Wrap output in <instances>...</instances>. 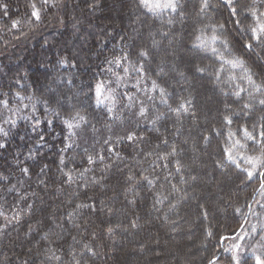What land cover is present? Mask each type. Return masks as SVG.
Returning a JSON list of instances; mask_svg holds the SVG:
<instances>
[{
    "label": "trees",
    "instance_id": "1",
    "mask_svg": "<svg viewBox=\"0 0 264 264\" xmlns=\"http://www.w3.org/2000/svg\"><path fill=\"white\" fill-rule=\"evenodd\" d=\"M252 3L178 0L175 11L153 13L140 0H0V264L264 256V190L224 152L240 140L245 155L260 154L240 131L264 125V92L245 78L264 85V40L248 31ZM197 37L203 48L193 46ZM235 58L244 68L226 62ZM98 82L114 103L97 105ZM184 101L187 110L175 111ZM77 114L86 122L69 129ZM173 147L176 156L158 159ZM144 175L158 179L150 185Z\"/></svg>",
    "mask_w": 264,
    "mask_h": 264
},
{
    "label": "snow or ice",
    "instance_id": "2",
    "mask_svg": "<svg viewBox=\"0 0 264 264\" xmlns=\"http://www.w3.org/2000/svg\"><path fill=\"white\" fill-rule=\"evenodd\" d=\"M42 2L44 4H48L49 0H42ZM226 2L228 5H233L234 0H226ZM140 3L144 8L148 9V11L153 12V13L162 12L164 10L175 11L177 9V6H178V0H140ZM257 4H259L260 7H257L256 6ZM0 6L4 7L5 9L7 7L6 5H0ZM31 7L33 9L31 15L36 20H40V10L37 8L36 4L32 3ZM207 7H208L207 0H204L203 8H207ZM203 8L201 9L202 11H203ZM262 8H264V0H253L252 6L247 9L248 13L250 14V17L254 21V26H249L248 31L251 33L252 38L258 44L262 40H264V11L261 10ZM230 11H231L232 16L237 15L236 7L232 6ZM234 23L239 25L240 21L236 20V21H234ZM13 27H16V22L13 23ZM221 27H223V25H221ZM211 39L213 41H216L219 39V37L213 36ZM197 41H198V43H194V45H193L194 47L203 48L206 44V41L202 40L200 37H197ZM245 46L249 49L252 48L251 43H248ZM212 51L216 52L217 50L215 48H212ZM140 55L141 56H147L148 53L141 51ZM123 60L126 61L127 57L126 56L123 57ZM221 60H223V57H221ZM226 62L234 68L235 67L244 68V61L239 59V58L228 60ZM109 63H115L117 66H119L122 63V60H121V58H115L113 61H109ZM134 70L139 73V72L143 71V67L140 66L139 68H136ZM197 70L200 72L205 71L204 68H198ZM124 71L127 74L128 70L124 69ZM221 71H222V69H221ZM245 71L247 72L248 70H245ZM116 78H117V81H120V80H123L124 77L117 75ZM245 78L248 80V83L255 88V90L257 92H264V85H257L255 83V81L251 78V75H246ZM105 91H108V89L103 84V82H98L95 86V97H96V103L98 106L100 104H103L107 100H112L113 103L115 102V98L111 94H109L108 96L104 95ZM152 91H154V92L159 91L161 93H164L165 90L163 88H159V86L156 85V82L153 81ZM244 91H245V89L240 88L239 91H237L235 93V95L239 96ZM249 95H251V94H249ZM21 99H23V97H21ZM129 100L131 101L132 97H129ZM164 102H166V100ZM258 102L261 105H264V99H261ZM188 103H190V101L181 102L179 104V106L175 109V111H177V112H179L181 110L186 111ZM244 107L249 108L250 105L245 104ZM144 114H145V110L142 108L141 109V115H144ZM157 119H159V117H157ZM225 120L229 124L232 123V121L229 117H225ZM73 121H75V123H73ZM81 121L86 122V118L77 114L76 116L72 117L71 120L65 121V123L67 124V127L69 129H72L74 127H79ZM256 127L257 126H253V131L250 132L246 126H242L240 131L243 133V138L245 140L254 141L260 145V149H259L260 154L259 155H245L243 153V151H241L242 149L245 148V145L242 144L240 142V140H234L233 145L231 147L225 148L224 152L226 153L227 159L233 163H236L238 166H239L241 161L246 163L248 165V167L244 168L243 171L246 173L247 178L252 179L254 176L258 177L260 180L259 190H264V125L259 126V128L262 129L259 132L256 131ZM234 135H235L234 133H230L229 139H232V137ZM127 139L133 140L134 136L130 134V135H128ZM163 143L167 144V141L164 140ZM233 149H236L235 153H234ZM176 155H177L176 149L173 147L171 152H169L165 155H158V159L163 160V161H167L170 157H174ZM237 157H239V159H237ZM100 158L102 159V157H100ZM88 162L89 163L95 162L93 160L92 156H88ZM176 165H177V168H176L177 172H180L181 169L179 166V161H176ZM24 171L27 172L28 169H24ZM66 175H67L68 180L72 181L71 174L69 173ZM133 179H134L133 177H131V176L129 177V180H133ZM141 179H142V181L151 185L155 182V179H158V178L154 177V178L150 179L149 176L144 175L141 177ZM158 195L161 196L163 199H167V196H163L162 194H158ZM76 207L77 208H84V207H88V205L79 204ZM237 211H239V209H237ZM2 214L3 213L0 212V215H2ZM111 231L112 230L109 229V232H111ZM226 239H227V237H226ZM84 247L87 248L88 251H91V249L88 248L87 245H84ZM73 257L75 258V253H73ZM255 260H256V264H264V256H255ZM231 261H232V264H241V257L239 256V254L234 255L231 258ZM76 264H79V262L77 261ZM210 264H216L215 260L210 261Z\"/></svg>",
    "mask_w": 264,
    "mask_h": 264
},
{
    "label": "rangeland",
    "instance_id": "3",
    "mask_svg": "<svg viewBox=\"0 0 264 264\" xmlns=\"http://www.w3.org/2000/svg\"><path fill=\"white\" fill-rule=\"evenodd\" d=\"M256 227H257V224H255V223L251 224L250 229L249 228L246 229L245 233H250L251 232L250 230L254 231L256 229ZM235 245H237V243H235Z\"/></svg>",
    "mask_w": 264,
    "mask_h": 264
},
{
    "label": "water",
    "instance_id": "4",
    "mask_svg": "<svg viewBox=\"0 0 264 264\" xmlns=\"http://www.w3.org/2000/svg\"><path fill=\"white\" fill-rule=\"evenodd\" d=\"M253 200H254V197H253L252 201H251L250 204H249V207H250V208H251V206H252V202H253ZM248 215H249V213L247 214V216H248ZM213 260H215V258L212 259L211 261H213ZM208 264H210V262H209Z\"/></svg>",
    "mask_w": 264,
    "mask_h": 264
}]
</instances>
